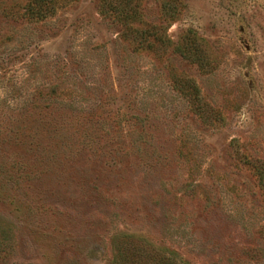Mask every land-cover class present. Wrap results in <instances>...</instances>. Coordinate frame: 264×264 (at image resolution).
Segmentation results:
<instances>
[{
    "label": "rangeland",
    "instance_id": "rangeland-1",
    "mask_svg": "<svg viewBox=\"0 0 264 264\" xmlns=\"http://www.w3.org/2000/svg\"><path fill=\"white\" fill-rule=\"evenodd\" d=\"M264 264V0H0V264Z\"/></svg>",
    "mask_w": 264,
    "mask_h": 264
},
{
    "label": "trees",
    "instance_id": "trees-1",
    "mask_svg": "<svg viewBox=\"0 0 264 264\" xmlns=\"http://www.w3.org/2000/svg\"><path fill=\"white\" fill-rule=\"evenodd\" d=\"M165 264V263H164Z\"/></svg>",
    "mask_w": 264,
    "mask_h": 264
}]
</instances>
